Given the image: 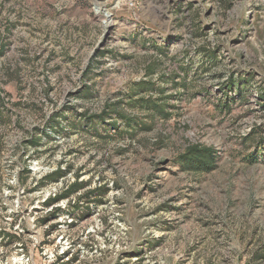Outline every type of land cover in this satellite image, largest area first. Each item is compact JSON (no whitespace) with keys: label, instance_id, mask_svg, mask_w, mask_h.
Returning <instances> with one entry per match:
<instances>
[{"label":"rangeland","instance_id":"rangeland-1","mask_svg":"<svg viewBox=\"0 0 264 264\" xmlns=\"http://www.w3.org/2000/svg\"><path fill=\"white\" fill-rule=\"evenodd\" d=\"M0 52V264H264V0H0ZM159 60L208 66L169 119L133 139L53 133ZM190 145L214 147L217 169L182 171Z\"/></svg>","mask_w":264,"mask_h":264},{"label":"trees","instance_id":"trees-1","mask_svg":"<svg viewBox=\"0 0 264 264\" xmlns=\"http://www.w3.org/2000/svg\"><path fill=\"white\" fill-rule=\"evenodd\" d=\"M160 54H164V49H158ZM1 53V52H0ZM204 56L210 61L213 60L214 54L211 55L208 51H204ZM154 63L150 65L146 70V80H142L133 84L121 100L110 103L104 108V111L100 115H94L93 117H72L71 119H65V122L60 120H55L56 129L53 127V133H62L64 127L62 124L68 125L71 129L84 128L86 124V130L96 137L108 139H114L115 136L133 139L138 132L151 131L153 127L157 124L159 120H167L171 116V110L173 105L171 100L180 99L184 92H189V88L194 79H199L202 74L201 71L206 70L208 66L206 64H201L198 68L194 70V64L188 68L190 65H179L177 71L169 74L160 66L162 63ZM160 70V71H158ZM160 72V74H158ZM194 73L192 78L190 75ZM157 79L155 80V75ZM190 80V82H189ZM169 84L172 85L169 87ZM237 85L241 88L244 82L241 79L238 81H231L230 89L232 90L234 86ZM173 88L176 89L175 94H168V91ZM178 91V92H177ZM229 95H227L228 97ZM239 96H243V91H240ZM261 98L264 100V89L261 92ZM228 101L223 105L224 108H229L231 102L236 99H231L228 97ZM231 101V102H230ZM126 106L132 111H138L144 113L146 117H137L135 115L123 114L122 108ZM222 106V107H223ZM4 117H0V122H2ZM58 118V117H57ZM113 132V133H111ZM104 134V135H102ZM46 138L51 136L43 134ZM41 139L33 136L28 144L34 147H38L41 144ZM218 151L212 146L204 145H190L184 153H182L177 159V164L181 167L182 171L192 174H205L211 173L217 169L218 166ZM30 173V171H27ZM67 174V171L59 168L57 171L50 173L45 176L40 184L45 186L47 183L58 182ZM87 184L77 182L71 185L63 194L58 195L54 198H49L45 205L49 207L62 199H68L72 195L79 193L80 190L84 189ZM91 194V193H89ZM55 215L60 211L59 207L53 208Z\"/></svg>","mask_w":264,"mask_h":264},{"label":"bare ground","instance_id":"bare-ground-1","mask_svg":"<svg viewBox=\"0 0 264 264\" xmlns=\"http://www.w3.org/2000/svg\"><path fill=\"white\" fill-rule=\"evenodd\" d=\"M109 18V19H108ZM106 24L107 25H110V24H112V20L110 19V17L109 16H107V22H106Z\"/></svg>","mask_w":264,"mask_h":264}]
</instances>
